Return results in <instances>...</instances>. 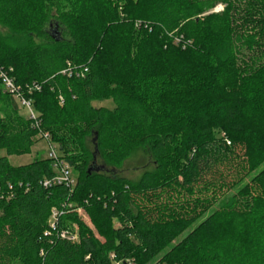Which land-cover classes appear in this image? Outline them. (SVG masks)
I'll return each instance as SVG.
<instances>
[{"label": "trees", "instance_id": "trees-1", "mask_svg": "<svg viewBox=\"0 0 264 264\" xmlns=\"http://www.w3.org/2000/svg\"><path fill=\"white\" fill-rule=\"evenodd\" d=\"M0 27V68L40 122L0 94V264H264V0H0ZM46 132L72 191L44 187L51 159L9 162ZM237 149L258 172L231 194ZM137 150L153 171L107 175Z\"/></svg>", "mask_w": 264, "mask_h": 264}, {"label": "rangeland", "instance_id": "rangeland-1", "mask_svg": "<svg viewBox=\"0 0 264 264\" xmlns=\"http://www.w3.org/2000/svg\"><path fill=\"white\" fill-rule=\"evenodd\" d=\"M224 9H225V5L218 4V6L215 8L213 12L221 13L224 11ZM2 31L7 32L5 28L0 27V32L2 33ZM37 43L41 44L43 42H40L37 40ZM251 55H252L251 53L247 52L246 57L248 58ZM0 94L2 95L1 98L5 99L4 95H7V93L1 84H0ZM10 100H11L10 102L7 101L6 106L8 105L11 111L29 120V117H28L29 112L22 106L20 100L16 97H11ZM95 106L96 107H106L109 109L114 108L112 101H102L99 103H95ZM44 134L50 135L47 132L43 133V135ZM43 135L41 133V134H38V136L34 138L35 144L30 154L22 155V156H9L10 164L14 167H19V166H25V165L31 164L35 162L36 160H48L49 153L51 152V148L49 146V143L46 142V140L43 138ZM217 136L218 137L221 136L222 138H224L225 141H227L224 134L222 135L217 134ZM88 146L92 152L95 151V145L91 138L88 140ZM1 155L5 156L6 154L5 152H1ZM230 158H231L230 163H229V167L231 169V178H230L231 183L230 184H232V181L238 184L237 188L234 191H232L231 194L237 193L240 187H243L249 184L253 188L254 185H252L251 182L256 176L257 172L261 171L264 168V165H262L257 172L250 173L248 171L247 158L244 156V153L241 149L235 150V154L234 155L232 154ZM65 161L71 166L74 179H77V173L73 169V166L67 160ZM99 164H102L100 158H99ZM153 169H154V163H153V159L151 158L149 151L137 150L133 152L131 159L125 163L123 168L116 170V171L110 168L109 169L110 172L107 175L125 177L127 179H130L133 182H137L138 180H140L144 172L153 171ZM255 194L256 192L252 191L251 194L247 197H239L241 204L243 206L250 205L252 197H254ZM81 218H82V221L87 226L94 229L89 215L83 214ZM115 224L117 225L116 221H115Z\"/></svg>", "mask_w": 264, "mask_h": 264}, {"label": "built area", "instance_id": "built-area-1", "mask_svg": "<svg viewBox=\"0 0 264 264\" xmlns=\"http://www.w3.org/2000/svg\"><path fill=\"white\" fill-rule=\"evenodd\" d=\"M13 70H4L0 68V81L6 92L12 95V97H16L20 100L22 106L29 112L28 117L30 120L34 122V126L39 128L40 122L38 120V114L33 108V102L31 99H28L24 93L22 92V89L15 84V81L13 77L11 76V72ZM41 88L37 85H33L32 87L27 88L28 94H32L33 90H40ZM43 135V134H42ZM43 138L46 140V142L49 143V146L51 148V152L49 153V159L53 161V168L56 172V175L50 179L44 181L43 185L46 188H52L54 186L58 185H64L67 188L70 189V191L73 190V188L76 185V179L73 177L72 168L71 166L60 157L58 148L56 145L52 144L50 141V136L44 134ZM62 213L52 210V215L49 221L50 228L52 231L57 230L58 227V221L59 217ZM78 214L82 216L84 213L82 210H78ZM60 238L63 240H67L70 242H79V233L76 226H74L71 230L70 229H64L59 232Z\"/></svg>", "mask_w": 264, "mask_h": 264}]
</instances>
